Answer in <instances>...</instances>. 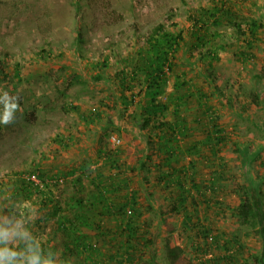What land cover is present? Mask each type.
I'll return each mask as SVG.
<instances>
[{
  "label": "trees",
  "instance_id": "16d2710c",
  "mask_svg": "<svg viewBox=\"0 0 264 264\" xmlns=\"http://www.w3.org/2000/svg\"><path fill=\"white\" fill-rule=\"evenodd\" d=\"M100 1L74 0L80 27L88 25L85 19L83 21V7H94L100 3L101 8H106L104 0ZM196 12L188 39L182 30L173 32L161 24L148 35L139 55L127 56L123 60L124 67L115 73L104 72L110 67L108 57L103 61H90L85 68L93 81H108V85L117 86L114 99L110 98L112 94L108 96L112 101L108 107L120 108L121 114H127L125 122H121L122 118L120 122L137 127L144 144L141 151L145 155L141 152L138 159L130 154L128 148H121L122 141L118 145L111 144L113 149L99 147L97 151L104 154L101 159L84 158L77 167L65 170L58 164H36L31 170L18 171L11 178L0 180L2 205L3 197L10 196L29 201L31 206L39 209L40 218L26 225L30 230L33 224L41 227L46 218L58 216L56 228L62 248L48 241L42 244L67 264H134L145 256L144 249L153 243V236L144 215L151 211L152 206L141 197L140 186H136L142 170L145 183L139 182L140 185L149 186V195L155 201L158 198L166 201L164 212L159 205L161 214L181 215L184 229L198 237L204 236L203 247L200 242L195 244L193 235H190V245L197 255L202 256L199 264H264V192L260 190L261 184L250 186L248 182L235 181L236 173L229 169L230 163L225 162L222 155L227 144L234 140L235 131L221 122L222 114L214 109L211 100L214 93L196 84L197 74H190L180 58L186 44L200 48L197 59L202 60L206 67L202 75L216 90L215 67L221 61V51L236 42L239 48L237 55L242 62L259 59L256 50L261 46L259 32L264 29V19L250 17L240 24L231 7L226 8L217 2ZM225 22L236 28L232 40L226 43L221 39L223 34L220 30ZM77 41L83 42L81 32ZM194 64L192 62V66ZM128 68L132 70L130 73ZM15 73L19 75L18 68ZM256 75L264 79V73ZM171 78H174L173 88L168 91ZM80 81L83 80L80 78ZM232 99V96L226 98L227 105L232 104ZM67 107L72 111L80 110V105L74 102ZM102 112L95 107L89 114H80L88 124L99 123L96 134L102 128ZM77 139H80L77 135L69 133L59 140L61 148L67 150L78 145L80 140ZM127 149L130 156L123 160ZM82 169H89L93 195L85 201L74 194L69 202L64 203V206L76 210L74 216L60 215L63 192L60 191L55 198L52 188L60 186L62 179L78 175V170ZM227 169L234 181H229ZM150 174L154 182L149 178ZM242 175L248 176L251 172H242ZM76 181H79L78 177L72 182L75 184ZM230 183L235 186L229 188ZM153 187L159 195L156 198ZM231 194H238L237 203L230 201ZM226 208L239 226L248 228L246 237L252 233V236L254 233L261 236L262 251L254 250L250 263L239 262L241 252L249 249L239 235L232 232L228 234L230 238L223 240L222 231L211 226L215 214L226 213ZM212 209L215 214H210ZM183 250L175 246L169 250V256L177 259ZM208 254L211 258L207 257Z\"/></svg>",
  "mask_w": 264,
  "mask_h": 264
},
{
  "label": "rangeland",
  "instance_id": "374dc122",
  "mask_svg": "<svg viewBox=\"0 0 264 264\" xmlns=\"http://www.w3.org/2000/svg\"><path fill=\"white\" fill-rule=\"evenodd\" d=\"M104 2L106 8H101L100 3L94 7H83L85 13L83 21L85 19L88 25L80 27L74 0H0V92L7 91L11 95H18L21 109L16 113L14 123L7 126L0 124V180H7L18 171L31 170L36 164H58L66 170L81 165L86 158L101 159L104 154L99 153L97 149L99 147L111 149L112 134L120 136L123 141L121 148H128L131 150L130 154L139 159L143 153L141 148L144 146L141 143V133L132 123L124 124L127 114H121L120 108L108 107L112 102L108 100V96L112 94L110 98L114 99L113 94L117 92V86L112 83L111 86L108 85V81H93L91 75L85 71L90 61H103L108 57L110 67L104 69V72L115 73L124 67L123 60L127 56L139 55V49L146 43L148 35L161 24L173 32L182 30L188 39L196 11L216 2L223 3L226 8L231 7L236 12L238 16L236 19L240 24H244V19L250 17L264 19V0H107L108 3L104 0ZM220 30L223 34L221 39L226 43L232 40L236 28L225 22ZM79 32L83 34L81 43L77 41ZM259 36L261 46L259 45L256 50L259 58L257 61L242 62L237 55L239 48L236 42L232 47L221 51V61L215 67L218 86L216 90L202 75L206 67L202 60L197 59L200 48H191L190 44H186L181 51L182 54L180 53L181 61L188 72L197 74L196 84L214 93L211 98L214 109L218 110L217 112L223 110L227 112L220 120L230 130L233 128L229 120L232 117L235 119L237 115L232 108L229 109L222 104L223 101L227 104L226 98L236 94L240 83L239 72L243 74L242 82L247 83L248 74L263 71L264 29L259 32ZM192 62H195L193 66ZM67 65L71 67L67 68ZM17 68L18 76L15 73ZM131 71L127 69L128 73ZM173 81L174 78H171L168 91L173 88ZM263 86L264 79L259 83V87ZM70 102L79 104L80 110L72 111L67 107ZM238 106L236 102L233 106L235 111ZM95 107L103 111V124L98 141L92 137L99 123L88 124L80 115L89 114ZM31 112L34 114L31 115ZM121 118L124 119L121 120L123 123L120 122ZM244 122L240 121L241 124ZM69 133L77 135L80 138L77 141L80 140V143L64 150L59 140ZM232 148V143H228L225 148V153L230 158V161H227L231 165L229 169L236 163L235 159H232L233 156L229 155L232 152L237 153ZM128 149L123 150L126 152L123 154V160L130 156ZM238 166L239 164H237L239 170ZM89 169L78 170L80 171L78 175L68 180L62 179L60 186L52 188L55 198L59 196L60 191L63 192L60 197L62 200L60 215L65 213L68 218L74 216L76 210L64 206L74 194L83 197L85 201L93 195L94 187ZM229 171L228 169L226 171L230 174L229 181H234L235 178ZM232 171L235 172L234 169ZM144 173L142 170L136 186H140L141 197L152 206L151 211L144 215V219L147 218L153 243L147 250L144 249L145 256L143 258L141 256L134 264H199L202 256L197 255L190 245V235H193L192 240L195 244L200 242L203 247L204 236L198 237L190 230L184 229L181 215H170L168 212H165V215L161 214L159 205H162L164 212L166 201L159 198L155 201L149 195L151 191L149 186L140 185L139 182L145 183ZM251 175L241 176V172H237L235 181L239 178L240 183L248 182L250 186L259 183L260 190L264 192V172L255 171ZM77 177L79 181L74 184L72 181ZM149 178H152L151 181L154 180L152 174ZM234 186L235 184L230 183L229 188ZM152 192L155 198L159 196L155 187ZM229 199L232 203H237L238 194H231ZM24 202L30 205L29 201ZM214 211L212 209L210 214ZM215 215L211 226L214 230L222 231L223 240L230 238L232 232L239 235L249 248L241 252L239 262L250 263L254 250L262 251L261 236L255 233L252 236V233L250 237H246L245 231L248 228L239 226L227 208L226 213L220 212ZM57 224L58 216L54 215L46 218L41 227L33 224L31 230L42 243L48 241L61 249L63 244L57 236L59 234ZM175 246L184 249L177 259L169 256V250ZM207 257L211 258V254Z\"/></svg>",
  "mask_w": 264,
  "mask_h": 264
},
{
  "label": "clouds",
  "instance_id": "9594fccd",
  "mask_svg": "<svg viewBox=\"0 0 264 264\" xmlns=\"http://www.w3.org/2000/svg\"><path fill=\"white\" fill-rule=\"evenodd\" d=\"M19 100L18 95L0 92V124L7 126L16 121V113L21 110ZM3 200L0 207V264H67L57 253L45 249L41 240L26 226L29 221L40 218L39 209L10 196H4Z\"/></svg>",
  "mask_w": 264,
  "mask_h": 264
},
{
  "label": "crops",
  "instance_id": "0c3cea01",
  "mask_svg": "<svg viewBox=\"0 0 264 264\" xmlns=\"http://www.w3.org/2000/svg\"><path fill=\"white\" fill-rule=\"evenodd\" d=\"M241 73H238L240 83L236 94L232 95V104L227 105L226 101H223L224 104L222 105L229 109L232 108V111L237 115L235 119L232 117L229 120L231 128L235 131L234 140L229 143H232V149L237 151V153L232 152L229 155L233 156L232 159H235L234 162L239 164L238 167L240 169L238 170L236 163L231 168L235 170L236 174L237 172H241V176H243L242 172H251L252 174L255 171L264 172V86L259 87V83L263 79H260L256 75V73L259 74L258 71H253L252 75L248 74L249 78L247 81L249 83L242 82L241 77L243 74ZM236 102H238L239 106L235 111V107L233 108V106L234 104L236 105ZM218 113L222 114V118L227 114L225 110ZM243 120L245 124L240 123ZM94 131L95 134L92 138L97 140L98 134H96V130ZM222 155H226L224 158L225 162L230 161V158L225 153V149Z\"/></svg>",
  "mask_w": 264,
  "mask_h": 264
},
{
  "label": "built area",
  "instance_id": "2783aa9c",
  "mask_svg": "<svg viewBox=\"0 0 264 264\" xmlns=\"http://www.w3.org/2000/svg\"><path fill=\"white\" fill-rule=\"evenodd\" d=\"M110 141H111V143H112L113 146L114 145H118V144H120L122 142V140L120 138H118L116 135L111 136L110 137ZM33 179L36 182H38L35 177H33Z\"/></svg>",
  "mask_w": 264,
  "mask_h": 264
}]
</instances>
